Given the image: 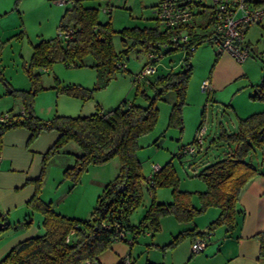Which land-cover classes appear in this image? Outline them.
I'll list each match as a JSON object with an SVG mask.
<instances>
[{"label":"trees","instance_id":"obj_1","mask_svg":"<svg viewBox=\"0 0 264 264\" xmlns=\"http://www.w3.org/2000/svg\"><path fill=\"white\" fill-rule=\"evenodd\" d=\"M105 10L110 12L109 9ZM209 25L208 21L207 26ZM159 26L158 23L156 27L125 28L119 32L125 39H131L133 45L140 44L147 50L149 61L141 72L147 66L157 67L161 46H173L171 51L185 50L189 55L193 53L191 48L197 49L202 42L214 44L210 39H206L208 33L201 32L199 37L191 39L187 45H179L172 41L171 29L162 30ZM59 28L67 33L65 42L55 38L42 41L34 47L27 72L35 85V91H17L25 114L9 110L10 120L0 125V154L3 137L9 130H29L30 143L44 132L60 134L44 156L42 174L33 181L36 185L35 195L27 203L28 208L44 216L46 234L18 243L0 264H101L98 257L115 242H128L131 238L134 244L148 231L153 236L160 232L161 220L166 216H174L180 222H191L212 207L220 209V215L205 231H183L174 237L167 247L177 246L190 236L194 241L199 237L205 238L221 227L226 229L227 234H231L238 216L242 214L238 208L242 191L254 178L264 176L251 159L252 154L264 148V111L240 119L235 132L222 128L218 140L233 145V148L225 157L212 163L207 162L203 170L195 175L201 178L207 187L204 192L199 193L201 204L196 208L191 202L190 193L177 190L178 176L172 162L161 166L158 172L148 178L144 176L142 162L137 156L140 138L152 132L157 124L159 109L156 102L169 90L177 95L169 124H183L182 110L186 105L188 83L193 72L189 59L185 58L179 70H172L155 82L148 80L149 86L155 92L153 96L142 92L148 99L146 104L123 101L114 109H100L88 116L57 115L43 119L34 111L33 103L40 74L34 73L32 68L49 69L56 61H63L67 65L80 63L84 66V60L90 57L94 61L92 66L97 69L99 78L105 79V85L118 71L127 70V65L120 62V53L114 49L113 36L116 31L111 22L99 21V9L86 7L84 0H72V6L63 15ZM204 28L207 32L208 28ZM244 44L249 49L245 37ZM1 45L0 43V80L6 81L1 64ZM139 74L134 75V83ZM147 77L149 76L144 78ZM140 83L135 84L139 86ZM103 85L94 89L80 85H57L53 88L59 94L86 100L92 97L94 90L102 88ZM253 88L252 99L264 102V74L260 83ZM14 92L13 90L12 93ZM202 126L203 124L199 130ZM70 143L77 145L81 150V154L76 156L75 164L64 172V178L71 180L73 186H77L83 174L92 166L104 165L113 159H118L120 163L119 174L103 189L88 220L65 216L59 213L51 202H45L41 197L48 163ZM144 186L153 194L161 186H171L175 198L169 203L153 200L145 216L138 223H132L131 217L143 200ZM31 225V216H27L23 223L13 224L0 210V239ZM255 238L260 244L259 256L264 257V231ZM120 264H123V261Z\"/></svg>","mask_w":264,"mask_h":264},{"label":"rangeland","instance_id":"obj_2","mask_svg":"<svg viewBox=\"0 0 264 264\" xmlns=\"http://www.w3.org/2000/svg\"><path fill=\"white\" fill-rule=\"evenodd\" d=\"M157 4L158 0H84L86 7L99 9L101 23L111 22L116 31L113 36L114 49L120 53V62L127 65V70L118 71L105 85V79L99 78L90 57L84 60V66L56 61L49 69L32 68L34 73L40 74L33 103L34 111L37 116L49 119L57 115L88 116L100 109H114L123 101L146 104L148 99L142 92L150 96L155 92L148 80L155 82L160 76L179 70L185 58H188L193 72L188 83L186 105L182 110L183 124H169L172 107L177 101L176 93L169 90L156 102L159 109L157 124L152 132L140 138L137 156L142 162L143 174L148 178L153 174L155 166L161 167L172 162L178 176L177 190L190 193L192 204L195 201L201 204L199 193L207 187L195 175L203 170L207 162H215L223 156L225 144L218 140L222 128L235 132L240 119L264 111V102L251 97L253 87L260 83L264 74V28H250L245 40L246 45L251 44L250 56L243 63L228 52L219 57L217 45L209 42H202L189 55L185 50L171 51L173 46H161L157 72L144 78L137 86L133 80L134 75L139 74L148 63V53L142 45H133L131 39H125L119 32L125 28L156 27L158 22L154 12ZM71 6L72 0L63 4L55 0H0L1 64L6 79L0 80V114L9 110H22L17 105L20 100L17 91H35V85L27 72L34 47L42 41L55 38L65 42L67 33L59 27L63 15ZM105 9L111 11L106 12ZM159 27L164 29L161 24ZM205 80L212 81L214 93L202 91L201 85ZM57 85H80L87 89L99 85L103 87L94 90L90 99L83 100L59 94L53 88ZM201 124L205 130L202 148L195 156H179L182 147L194 143ZM256 153L261 161L264 148ZM89 170L83 174L69 197L60 201L59 211L91 216L98 192L102 190L98 191L97 184L91 182ZM69 181L63 174L54 187L51 182L46 186L44 179L42 192L45 188L47 196L62 198V191ZM60 185L63 186L58 191ZM154 193L144 186L143 200L131 217L132 223H138L145 216L153 200L161 203L162 199V203H169L175 198L171 186H161ZM169 198L171 200L166 201ZM139 238L136 244L144 239V235Z\"/></svg>","mask_w":264,"mask_h":264},{"label":"crops","instance_id":"obj_3","mask_svg":"<svg viewBox=\"0 0 264 264\" xmlns=\"http://www.w3.org/2000/svg\"><path fill=\"white\" fill-rule=\"evenodd\" d=\"M255 2L260 4L258 6L264 7V0H255ZM249 31L251 29H248L246 36ZM223 55L224 53L219 57ZM211 91L214 93L213 85ZM17 105L23 108L21 99ZM59 136L58 132H44L30 143L31 132L24 128H16L6 132L3 137L0 154V210L13 224L23 223L27 216H31L32 225L27 229L21 228L11 232L0 239V261L18 243L46 234L44 216L28 208L27 203L35 195L36 185L33 181L42 174L44 156ZM232 148L233 145L225 144L224 154L220 158L228 155ZM80 154V148L70 143L60 154L52 158L48 163L45 185H49L50 182L52 186L57 185L65 170L75 164L76 156ZM251 159L264 173V157L262 156L260 161V157L254 153ZM119 170L118 159H113L104 165L92 166L89 170L92 175L91 182L97 184L98 191H103L117 177ZM65 185L62 198L47 196L43 188L42 199L45 202H51L53 207L65 216L78 220L90 219L91 216L59 211L60 201L69 197L76 188L71 181ZM62 186H58V191ZM102 191L98 192L97 199ZM170 200L171 198L166 201ZM193 204L196 208L200 207L197 201ZM238 208L242 214L238 216L234 231L227 234L224 227L215 230L209 238L207 248L201 253L192 252L194 240L191 236L186 237L177 246L168 248L167 245L173 237L183 231L192 229L205 231L219 217L220 209L218 208H208L191 222H180L174 216H166L161 220V231L154 236L148 231L143 234V242L141 240L139 244H136L137 242L132 244L131 238L128 242H115L98 259L101 264H120L125 257H129L133 264H264V257L259 256V241L255 238L257 234L264 231V176H257L244 188Z\"/></svg>","mask_w":264,"mask_h":264},{"label":"built area","instance_id":"obj_4","mask_svg":"<svg viewBox=\"0 0 264 264\" xmlns=\"http://www.w3.org/2000/svg\"><path fill=\"white\" fill-rule=\"evenodd\" d=\"M56 2L66 3L65 0ZM154 14L164 29L173 31V42L187 45L191 39L199 37V33H208L206 39L217 45L218 54L228 52L240 63L245 62L250 56L249 49L244 44L248 29L254 26L264 27V7L257 6L254 0H158ZM205 26L208 28L207 32ZM191 51L194 52L196 49L192 47ZM156 70L157 68L152 65L147 66L135 77V83H140L145 76L153 75ZM201 88L204 92L210 93V81L205 80ZM21 114H25L24 109L21 110ZM10 117L9 112L0 114V125L9 121ZM204 135L205 130L201 128L194 143L181 148L179 156L194 155L202 148ZM160 169V166H155L153 173ZM210 236L197 238L192 244V252L195 254L203 252L207 248ZM123 264L133 263L129 257H125Z\"/></svg>","mask_w":264,"mask_h":264}]
</instances>
